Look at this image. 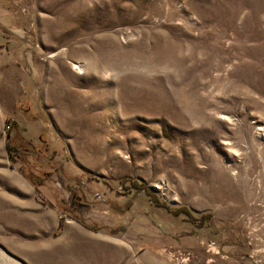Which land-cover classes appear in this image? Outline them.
I'll return each instance as SVG.
<instances>
[{
    "label": "rangeland",
    "instance_id": "rangeland-1",
    "mask_svg": "<svg viewBox=\"0 0 264 264\" xmlns=\"http://www.w3.org/2000/svg\"><path fill=\"white\" fill-rule=\"evenodd\" d=\"M0 264H264V0H0Z\"/></svg>",
    "mask_w": 264,
    "mask_h": 264
},
{
    "label": "trees",
    "instance_id": "trees-1",
    "mask_svg": "<svg viewBox=\"0 0 264 264\" xmlns=\"http://www.w3.org/2000/svg\"><path fill=\"white\" fill-rule=\"evenodd\" d=\"M8 146H9L8 143H6V147H7V148H8Z\"/></svg>",
    "mask_w": 264,
    "mask_h": 264
},
{
    "label": "built area",
    "instance_id": "built-area-1",
    "mask_svg": "<svg viewBox=\"0 0 264 264\" xmlns=\"http://www.w3.org/2000/svg\"><path fill=\"white\" fill-rule=\"evenodd\" d=\"M7 126H8V124H7Z\"/></svg>",
    "mask_w": 264,
    "mask_h": 264
}]
</instances>
